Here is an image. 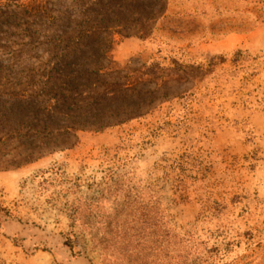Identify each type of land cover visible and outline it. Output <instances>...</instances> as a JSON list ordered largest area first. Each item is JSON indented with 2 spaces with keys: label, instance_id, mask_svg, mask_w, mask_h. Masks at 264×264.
<instances>
[{
  "label": "rangeland",
  "instance_id": "rangeland-1",
  "mask_svg": "<svg viewBox=\"0 0 264 264\" xmlns=\"http://www.w3.org/2000/svg\"><path fill=\"white\" fill-rule=\"evenodd\" d=\"M0 264H264V0H0Z\"/></svg>",
  "mask_w": 264,
  "mask_h": 264
}]
</instances>
